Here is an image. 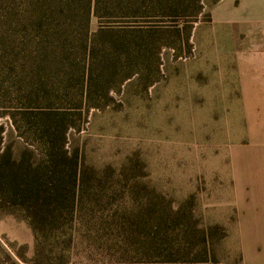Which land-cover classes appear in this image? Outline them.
<instances>
[{"label":"trees","instance_id":"16d2710c","mask_svg":"<svg viewBox=\"0 0 264 264\" xmlns=\"http://www.w3.org/2000/svg\"><path fill=\"white\" fill-rule=\"evenodd\" d=\"M207 1L209 7L205 0H0V55L7 58L0 59V118L20 139L8 141L0 123V211L25 219L33 232L32 255L16 251L24 262L176 260L169 231L182 225L179 213L154 203L120 221L92 205L87 167L68 135L135 74L145 87L153 84L162 49L176 46L167 38L181 36L180 46L191 50L195 24L209 21L219 0Z\"/></svg>","mask_w":264,"mask_h":264},{"label":"rangeland","instance_id":"374dc122","mask_svg":"<svg viewBox=\"0 0 264 264\" xmlns=\"http://www.w3.org/2000/svg\"><path fill=\"white\" fill-rule=\"evenodd\" d=\"M262 11L264 0L212 4L210 20L195 24L191 50L180 46L181 36L167 38L176 46L162 49V74L153 84L145 87L135 74L111 92L110 104L90 109L81 129L69 132V146L87 167L92 205L113 210L120 221L154 203L182 217L169 231L176 260L157 264H246L228 146L234 121L245 114L244 79L259 70ZM4 19L0 14V26ZM96 29L93 16L90 30ZM0 123L8 141H20L7 117ZM33 245L28 222L0 211V264H28L16 251L24 247L30 257Z\"/></svg>","mask_w":264,"mask_h":264},{"label":"crops","instance_id":"0c3cea01","mask_svg":"<svg viewBox=\"0 0 264 264\" xmlns=\"http://www.w3.org/2000/svg\"><path fill=\"white\" fill-rule=\"evenodd\" d=\"M260 21L259 70L244 79L245 114L234 121L228 146V182L241 200L246 264H264V11Z\"/></svg>","mask_w":264,"mask_h":264}]
</instances>
